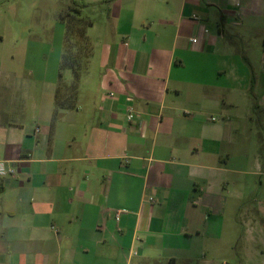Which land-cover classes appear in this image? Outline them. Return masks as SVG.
<instances>
[{
  "label": "crops",
  "instance_id": "obj_1",
  "mask_svg": "<svg viewBox=\"0 0 264 264\" xmlns=\"http://www.w3.org/2000/svg\"><path fill=\"white\" fill-rule=\"evenodd\" d=\"M55 1L102 19L74 108L0 50V264H264V0Z\"/></svg>",
  "mask_w": 264,
  "mask_h": 264
},
{
  "label": "rangeland",
  "instance_id": "obj_2",
  "mask_svg": "<svg viewBox=\"0 0 264 264\" xmlns=\"http://www.w3.org/2000/svg\"><path fill=\"white\" fill-rule=\"evenodd\" d=\"M23 1L25 2L27 0ZM36 1L37 4L33 6L34 10L23 11L19 20L0 19V33L3 35L2 39H0V50L5 53V63L13 67L19 63L15 69H18L20 66L18 71L20 72V70H22L26 78L28 77V70L32 69L33 76L31 78L36 77V80H38V93L44 91L46 80L49 81L50 77L55 79L56 74L61 71L62 79L58 82V96L71 95L73 91L72 87L74 86V83L71 82H74V80L66 82L65 80L67 79L69 71L66 70V68L60 70L63 47H67L69 43V48H72V45L75 44L77 48H82V56L83 53L87 56L88 53L91 52L90 42L86 36L82 37L83 34L80 33L79 37L75 38L73 41L70 40L66 44V37L64 36L66 23L56 14L57 2L55 0ZM27 7L28 5L25 6V8L22 6L24 9ZM99 10L98 6L96 10H94L92 6L88 9L81 7L75 16L77 15L85 19L86 22H88V20L98 22L102 19V11ZM71 14H73V12H71ZM84 29L86 30L85 24L81 30ZM10 54L14 55L13 59H11L12 56H10ZM66 56L65 54L63 59L64 62H66ZM80 59L83 60L82 58ZM28 78L30 79V77ZM256 140L260 143L259 151L262 159L261 168L262 172H264V130H261L260 133L256 135ZM261 174L262 182L259 191H256L250 198L246 197L245 223L246 226L250 224L251 226L260 228L261 232L264 233V173ZM246 178H248V176H246ZM248 207L250 210H248ZM247 219L251 221L249 224ZM261 248L264 249V245H262ZM221 263L220 260L216 264ZM229 263L235 264V262L231 263L230 261Z\"/></svg>",
  "mask_w": 264,
  "mask_h": 264
},
{
  "label": "trees",
  "instance_id": "obj_3",
  "mask_svg": "<svg viewBox=\"0 0 264 264\" xmlns=\"http://www.w3.org/2000/svg\"><path fill=\"white\" fill-rule=\"evenodd\" d=\"M73 14H71V12ZM79 12V9L77 7H72L66 12L61 19L64 20L66 23L65 27V37H66V44L70 40H74L75 38L79 37L80 33H82V37H85V29L81 30L83 25L85 24L86 28L88 25H90V22H86L85 19L80 18L79 16H75ZM81 26V27H80ZM84 31V33H83ZM66 46V45H65ZM65 50V51H64ZM67 50V51H66ZM82 48L74 44L72 45V48H69V43L67 47H63V53H62V62L60 64V70H63L62 68H66L71 75H72V80H74L73 85V91L71 95H64L62 97L58 96V91H59V83L57 85V89L54 95V104L56 106V109H62V108H74L75 107V101H76V95H77V85H78V80L80 75L85 71L86 65L88 58L90 56V53H88L87 56L83 53L82 56ZM66 56V62H64V55ZM82 58L83 60H81ZM62 79V72L59 71L58 74V82ZM71 80V81H72ZM72 85V84H71Z\"/></svg>",
  "mask_w": 264,
  "mask_h": 264
},
{
  "label": "built area",
  "instance_id": "obj_4",
  "mask_svg": "<svg viewBox=\"0 0 264 264\" xmlns=\"http://www.w3.org/2000/svg\"><path fill=\"white\" fill-rule=\"evenodd\" d=\"M194 17H195V16H194ZM190 41L193 42V43H195V42H197V38L194 37V36H192V37L190 38ZM134 115H135L134 112L130 109V110L127 112V115H126L127 120H128V121H131V120L134 118ZM8 172H9V173L12 172V169H11V168H5V167L3 166V164H2V162H0V174H5V173H8ZM149 200H150V201H153V198H152V197H149ZM119 214H120V211L117 210V211H116V214H115L116 219H118ZM134 253H136V252H134ZM224 264H226V263H224Z\"/></svg>",
  "mask_w": 264,
  "mask_h": 264
}]
</instances>
